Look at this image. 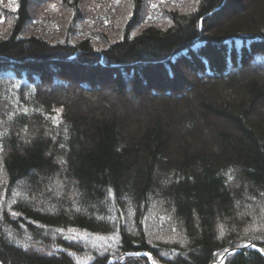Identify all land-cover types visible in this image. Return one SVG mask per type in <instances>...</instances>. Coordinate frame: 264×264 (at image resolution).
<instances>
[{
    "label": "trees",
    "instance_id": "1",
    "mask_svg": "<svg viewBox=\"0 0 264 264\" xmlns=\"http://www.w3.org/2000/svg\"><path fill=\"white\" fill-rule=\"evenodd\" d=\"M228 249L264 264V0H0V264Z\"/></svg>",
    "mask_w": 264,
    "mask_h": 264
},
{
    "label": "rangeland",
    "instance_id": "2",
    "mask_svg": "<svg viewBox=\"0 0 264 264\" xmlns=\"http://www.w3.org/2000/svg\"><path fill=\"white\" fill-rule=\"evenodd\" d=\"M241 12H242V10H241ZM125 93H127V92H125ZM103 94H104V96H107V97L109 98V100L112 99V98H114L115 95H117L116 92H114V91L112 90L111 87H105V90H104ZM117 97H118V95H117ZM126 98H128L129 100H131V102H133V101L137 102V99L133 98V96L130 95V94H128V93L126 94ZM143 100H144V99H143ZM143 102H144V101H143ZM6 236H7L8 238H10L12 241H14L15 243L18 242V241L15 240V238H13L9 233H7Z\"/></svg>",
    "mask_w": 264,
    "mask_h": 264
},
{
    "label": "water",
    "instance_id": "3",
    "mask_svg": "<svg viewBox=\"0 0 264 264\" xmlns=\"http://www.w3.org/2000/svg\"><path fill=\"white\" fill-rule=\"evenodd\" d=\"M229 252H231V249L226 250V251L222 254V256H225V255L228 254ZM211 264H215V262H213V263H211Z\"/></svg>",
    "mask_w": 264,
    "mask_h": 264
}]
</instances>
